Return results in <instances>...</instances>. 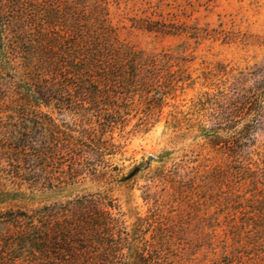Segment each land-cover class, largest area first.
Wrapping results in <instances>:
<instances>
[{"label": "rangeland", "instance_id": "1", "mask_svg": "<svg viewBox=\"0 0 264 264\" xmlns=\"http://www.w3.org/2000/svg\"><path fill=\"white\" fill-rule=\"evenodd\" d=\"M103 1L117 42L156 60L135 69L136 82L120 76V99L32 103L12 92L11 33L0 53V259L24 255L11 250L20 213L92 197L150 264H264V125L238 160L211 141L208 118L213 101L264 64V0ZM54 141L112 147L104 164L72 177L67 156L42 163L28 150ZM47 173L65 183L30 188Z\"/></svg>", "mask_w": 264, "mask_h": 264}, {"label": "trees", "instance_id": "2", "mask_svg": "<svg viewBox=\"0 0 264 264\" xmlns=\"http://www.w3.org/2000/svg\"><path fill=\"white\" fill-rule=\"evenodd\" d=\"M92 1V9L86 10L87 0H0V53L9 47L11 33V67L16 65L11 78L17 81L14 94L26 93L32 103L53 101L55 107L63 100L73 98L75 102L90 96L93 105L94 98L107 99L111 94L121 98L120 76L136 82L139 77L135 69L155 67V59H143L117 42L108 22L106 2ZM2 58L7 65L6 56ZM243 78L237 88L211 103L208 116L211 141L238 160L250 146L253 130L264 125V64ZM149 81L150 77H144L141 82ZM110 147L103 143L85 152L68 141H54L30 145L28 150L36 160L45 159L42 163L67 156V170L72 175L87 166L96 170L105 163ZM62 179L41 174L38 181L32 180L30 188L39 182L47 189L56 188L65 183ZM19 216L12 225L11 250L18 254L17 250L23 249L24 255L10 260L3 257L2 264H150L145 250L128 246L121 232H115L113 219L100 198H71Z\"/></svg>", "mask_w": 264, "mask_h": 264}]
</instances>
